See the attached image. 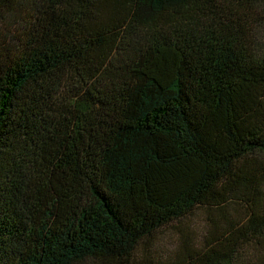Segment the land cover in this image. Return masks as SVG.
<instances>
[{"label": "trees", "instance_id": "16d2710c", "mask_svg": "<svg viewBox=\"0 0 264 264\" xmlns=\"http://www.w3.org/2000/svg\"><path fill=\"white\" fill-rule=\"evenodd\" d=\"M0 264H264V0H0Z\"/></svg>", "mask_w": 264, "mask_h": 264}, {"label": "rangeland", "instance_id": "374dc122", "mask_svg": "<svg viewBox=\"0 0 264 264\" xmlns=\"http://www.w3.org/2000/svg\"><path fill=\"white\" fill-rule=\"evenodd\" d=\"M203 218L200 215H197L196 217L187 220L183 222V227L187 228L185 229L188 233H191L193 235L192 237H199L201 235L202 231V223ZM176 227V225L174 226ZM175 229H164L159 233V236L157 238L156 246H157V252L161 255H170L172 251H174L175 246L178 242L179 236L176 232H174ZM185 231V232H186Z\"/></svg>", "mask_w": 264, "mask_h": 264}]
</instances>
